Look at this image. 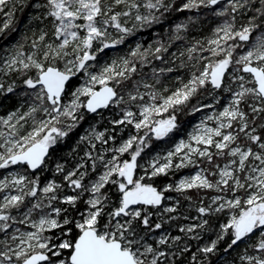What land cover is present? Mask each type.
<instances>
[{
	"label": "snow or ice",
	"instance_id": "obj_1",
	"mask_svg": "<svg viewBox=\"0 0 264 264\" xmlns=\"http://www.w3.org/2000/svg\"><path fill=\"white\" fill-rule=\"evenodd\" d=\"M0 16V264H264V0Z\"/></svg>",
	"mask_w": 264,
	"mask_h": 264
},
{
	"label": "trees",
	"instance_id": "obj_2",
	"mask_svg": "<svg viewBox=\"0 0 264 264\" xmlns=\"http://www.w3.org/2000/svg\"><path fill=\"white\" fill-rule=\"evenodd\" d=\"M2 19H3V17L0 16V20H2ZM19 19L21 21L24 20V17H23L22 14L19 15ZM164 27H168V25L165 24ZM12 35H15V33H13ZM10 38L11 37H0V45L5 44L6 43V40L7 39H10ZM149 38H151V37H149ZM13 104H14L13 101H2V102H0V115L6 114V112L8 110H10V108L13 106ZM187 119H191V117H188ZM69 143H71V141H69ZM64 147L66 148L67 145H65ZM61 151H63V149H61ZM2 172H3V170H0V173H2Z\"/></svg>",
	"mask_w": 264,
	"mask_h": 264
}]
</instances>
